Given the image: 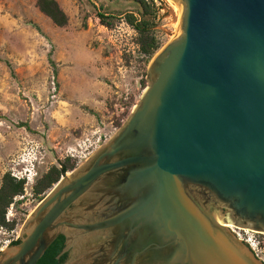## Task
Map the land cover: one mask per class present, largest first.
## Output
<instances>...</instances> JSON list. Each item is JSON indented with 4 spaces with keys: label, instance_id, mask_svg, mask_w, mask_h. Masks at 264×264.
<instances>
[{
    "label": "water",
    "instance_id": "obj_1",
    "mask_svg": "<svg viewBox=\"0 0 264 264\" xmlns=\"http://www.w3.org/2000/svg\"><path fill=\"white\" fill-rule=\"evenodd\" d=\"M178 31L118 131L62 177L0 264H264V0H171ZM53 259V260H54Z\"/></svg>",
    "mask_w": 264,
    "mask_h": 264
},
{
    "label": "rangeland",
    "instance_id": "obj_2",
    "mask_svg": "<svg viewBox=\"0 0 264 264\" xmlns=\"http://www.w3.org/2000/svg\"><path fill=\"white\" fill-rule=\"evenodd\" d=\"M57 1L69 17L66 27L55 25L36 0H0V186L7 172L37 158L36 177L25 179L24 194L7 210L16 225L0 228V247L18 239L52 190L34 194L43 174L68 157L81 165L118 131L148 85L149 64L125 21V13L139 15L135 1ZM149 2L162 48L178 31L180 8L171 0ZM99 12L115 16L114 26L101 24Z\"/></svg>",
    "mask_w": 264,
    "mask_h": 264
},
{
    "label": "trees",
    "instance_id": "obj_3",
    "mask_svg": "<svg viewBox=\"0 0 264 264\" xmlns=\"http://www.w3.org/2000/svg\"><path fill=\"white\" fill-rule=\"evenodd\" d=\"M138 6V14L130 12L125 13V21L128 25L134 28L137 32L136 43L139 46V52L146 58L149 64L155 54L159 51L162 44L155 29L157 10L154 3L149 0H133ZM36 6L39 10L49 17L52 22L59 27H66L69 23V17L57 0H36ZM101 24L107 27L114 26L113 15L98 13ZM146 81V80H145ZM130 111L123 113V116H128ZM122 125L118 123V127ZM77 162L71 157L60 161V165H53L49 170L34 185V194L42 195L47 190L53 188L58 181L76 168ZM25 189V180H18L7 172L3 177V183L0 186V228L6 227L12 230L16 225V220H7V210L15 202L14 198L18 195H23ZM44 196L40 199L42 200ZM65 236L60 235L48 248L37 264H58L57 257L62 251L65 243ZM16 241V240H14ZM13 242V241H12ZM54 259V260H53Z\"/></svg>",
    "mask_w": 264,
    "mask_h": 264
},
{
    "label": "built area",
    "instance_id": "obj_4",
    "mask_svg": "<svg viewBox=\"0 0 264 264\" xmlns=\"http://www.w3.org/2000/svg\"><path fill=\"white\" fill-rule=\"evenodd\" d=\"M33 168V167H32ZM28 168H23V169H18V168H13L12 170V176L15 177L18 180H23L26 179L28 176L27 172ZM29 178V177H27ZM29 180V179H26ZM7 220L9 221L10 218L7 216ZM233 231L237 235L238 238L241 240L245 241L247 244L251 246L253 249L254 253L261 258V253L264 252V233L263 232H258L254 230H250L247 228H240V227H232ZM1 242V241H0ZM11 244V240L7 241L3 246L0 247V250H3L7 246Z\"/></svg>",
    "mask_w": 264,
    "mask_h": 264
},
{
    "label": "clouds",
    "instance_id": "obj_5",
    "mask_svg": "<svg viewBox=\"0 0 264 264\" xmlns=\"http://www.w3.org/2000/svg\"><path fill=\"white\" fill-rule=\"evenodd\" d=\"M37 158H35L34 159V161H32V162H30L29 164H30V166H29V164H28V166H27V168H28V170H27V172H28V176L27 177H29V178H27L26 177V179H29L28 180V182H31L32 181V178H35L36 177V169H35V160H36ZM30 167H33V168H30ZM35 172V173H34ZM23 180H25V179H23ZM4 250V249H3Z\"/></svg>",
    "mask_w": 264,
    "mask_h": 264
},
{
    "label": "crops",
    "instance_id": "obj_6",
    "mask_svg": "<svg viewBox=\"0 0 264 264\" xmlns=\"http://www.w3.org/2000/svg\"><path fill=\"white\" fill-rule=\"evenodd\" d=\"M98 129L99 130H104V128L100 125V126H98Z\"/></svg>",
    "mask_w": 264,
    "mask_h": 264
},
{
    "label": "bare ground",
    "instance_id": "obj_7",
    "mask_svg": "<svg viewBox=\"0 0 264 264\" xmlns=\"http://www.w3.org/2000/svg\"><path fill=\"white\" fill-rule=\"evenodd\" d=\"M174 4H175V3H174ZM175 5H176V4H175ZM179 12H180V15H181V9H179ZM229 226H230V227H233V225H231V224H230Z\"/></svg>",
    "mask_w": 264,
    "mask_h": 264
},
{
    "label": "flooded vegetation",
    "instance_id": "obj_8",
    "mask_svg": "<svg viewBox=\"0 0 264 264\" xmlns=\"http://www.w3.org/2000/svg\"><path fill=\"white\" fill-rule=\"evenodd\" d=\"M17 240V239H16Z\"/></svg>",
    "mask_w": 264,
    "mask_h": 264
}]
</instances>
